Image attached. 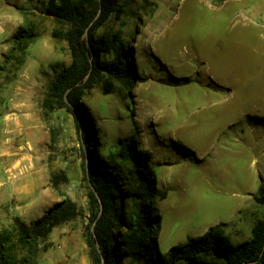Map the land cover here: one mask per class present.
<instances>
[{
	"label": "rangeland",
	"instance_id": "obj_1",
	"mask_svg": "<svg viewBox=\"0 0 264 264\" xmlns=\"http://www.w3.org/2000/svg\"><path fill=\"white\" fill-rule=\"evenodd\" d=\"M45 1L0 0L3 24L17 31L34 23L38 30L25 55L13 47L0 61V118L6 103L17 101L33 117L16 138L0 125V181L10 185L0 231L17 217L41 218L64 193L83 214L55 228L39 264H94L85 238L88 149L72 114L61 109L47 115L43 108L51 81L71 64L67 41L52 34L64 27L43 13ZM120 3L127 13L109 27L130 43L142 80L128 87L115 82L118 90L109 95L100 87L90 92L85 105L101 157L107 165L116 163L126 185L135 182L129 170L135 164L120 152L136 141L152 153L158 187L168 192L157 202L162 253L208 231L234 244L248 240L252 226L264 218V203L257 200L264 188V0ZM8 149L29 152L30 158L7 156ZM54 174L67 177L58 191ZM69 237L77 246L85 243L87 251L70 254Z\"/></svg>",
	"mask_w": 264,
	"mask_h": 264
},
{
	"label": "trees",
	"instance_id": "obj_2",
	"mask_svg": "<svg viewBox=\"0 0 264 264\" xmlns=\"http://www.w3.org/2000/svg\"><path fill=\"white\" fill-rule=\"evenodd\" d=\"M43 13L53 17L64 29L53 31L55 39L68 43L71 64L50 83L43 108L47 115L64 109L74 116L82 145L88 149L83 171L89 186V224L85 238L94 264H264V218L251 228V238L240 244L217 231L171 247L165 254L159 247L161 215L157 202L167 198L158 187L150 151L133 141L120 152L135 166L130 170L135 182L124 179L114 161L107 165L100 154L94 122L86 107L89 94L100 87L104 95L115 93V82L128 87L139 73L133 50L120 30L109 27L114 18L127 13L120 0H46ZM38 37L34 23L20 26L11 41L25 55ZM22 45V46H21ZM14 59L12 55H6ZM142 80V79H141ZM186 149L184 145H180ZM112 162V163H111ZM65 175H52L59 190ZM259 202L264 203V188ZM64 200L38 219L27 222L17 217L0 231V264H39L42 252L55 228L83 214L66 194ZM215 259L207 261L204 256Z\"/></svg>",
	"mask_w": 264,
	"mask_h": 264
},
{
	"label": "crops",
	"instance_id": "obj_3",
	"mask_svg": "<svg viewBox=\"0 0 264 264\" xmlns=\"http://www.w3.org/2000/svg\"><path fill=\"white\" fill-rule=\"evenodd\" d=\"M9 28V29H8ZM10 31V32H9ZM16 30H14V26L10 27L9 25H5L2 23V20L0 19V61L2 60L4 54L8 53L13 48V44L9 39L13 37V35L16 33ZM29 107L25 105L22 101L17 102H10L6 103V105L3 108V115L0 118V125L6 128L8 132H10V135L12 138H16V134L24 131L29 125L32 123V116L31 113L28 111ZM19 126L18 131H15L13 127ZM10 140V139H9ZM15 140V139H14ZM20 144V139L17 140ZM4 154L7 156L14 157L15 154H22V158L28 159L30 158L29 152H23L18 149H8L4 151ZM28 175V174H27ZM22 176L21 178H24L25 176ZM70 177V174H68ZM10 185L8 181H0V214H4L2 210V207H8L9 206V193ZM13 209V208H12ZM5 212V211H4ZM68 249L70 250V254L77 253L80 255V251L85 253L87 251L86 244H81V247L77 244L71 237L68 238ZM78 264V262H76ZM67 264V263H63ZM70 264V263H69Z\"/></svg>",
	"mask_w": 264,
	"mask_h": 264
}]
</instances>
